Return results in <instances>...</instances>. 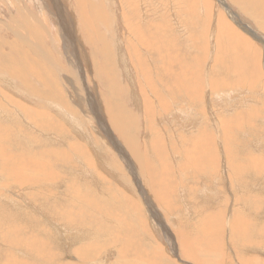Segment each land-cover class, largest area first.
Wrapping results in <instances>:
<instances>
[{
  "label": "rangeland",
  "instance_id": "obj_1",
  "mask_svg": "<svg viewBox=\"0 0 264 264\" xmlns=\"http://www.w3.org/2000/svg\"><path fill=\"white\" fill-rule=\"evenodd\" d=\"M5 1L0 0V24L10 23L4 26L9 38L16 40L11 33L14 29L28 35L24 26L29 24L26 11L14 9L18 22L12 23V10ZM59 1L64 9L69 6L73 11L71 14L67 7L63 12L65 23L72 28L69 32L77 36L78 53L81 52L77 83L69 81L70 53L64 42L65 32L59 34L61 20L53 0H22V5L28 3L31 12L43 19L45 27L40 24L37 34L40 47L52 53L63 69L49 65L46 58L43 62L44 58L33 48L37 39L30 34V46L16 40L24 49L26 60L39 66L38 73L52 81L56 88L52 90V100L46 98L41 104L42 97L9 87L8 82L13 81L0 75L1 94L7 93L17 103L10 104L0 95V120L8 124L14 135L7 159L0 153V207H4L0 209V229L2 225L10 229L20 225L19 234L24 240L31 237L62 263L80 264V257L91 261L85 264L115 263L119 259L116 248H101L106 237L114 232L134 241L138 251L148 254L149 261L155 264H264V245L259 243L264 242V40L256 38L258 34L264 36V22L260 25V17L251 13L248 3L232 0H224L225 4L218 0H194L190 6L182 0ZM95 5L102 14L100 21L93 17ZM104 16L109 26L104 24ZM124 16L131 21H124ZM218 22L222 27L230 23L232 30L219 35ZM128 27L133 29L132 36ZM235 31L241 34V41L248 40L245 47L235 48ZM99 34L105 35L103 43L110 53L109 59L93 49L104 47L97 40ZM129 38L138 53L133 59L129 56ZM150 38L160 44L168 43V52L180 53V59H174L172 66L182 71L180 76L187 84L197 80L198 85L191 91L193 94L196 90V101L189 94H182L178 102H168L166 94L171 92L161 79V67L166 62L169 68L170 63L167 57L154 53L150 66ZM250 44L254 48L249 50ZM222 54L230 60L227 66L219 62ZM236 54L242 57L237 60ZM254 61H259L260 71L258 65L255 70ZM30 78L36 79L33 75ZM216 82L222 83V91L215 92ZM248 84L256 87L249 89ZM147 89L156 99L165 98V107L150 103V111H145ZM82 99L91 100L94 107L87 101L82 103ZM23 103L28 105L24 106L27 109ZM180 105L183 107L179 108ZM35 106L51 117L35 116L28 110ZM167 107L170 110L166 111ZM108 108L115 113L111 120L107 118L111 114ZM119 108H126L131 116ZM122 125L123 133L119 131ZM70 144L75 146L74 150ZM125 221L135 233L126 235L124 231L131 227L126 228ZM90 228L112 235L99 236V240ZM24 240L20 250L6 248L1 242L0 250H14L15 256L27 264H49V256L36 258L31 252L25 254ZM96 242L101 246L86 250L85 255L75 252L84 244ZM124 252L121 263H148L136 257L134 248L125 245ZM5 254L0 253V264H7Z\"/></svg>",
  "mask_w": 264,
  "mask_h": 264
},
{
  "label": "bare ground",
  "instance_id": "obj_2",
  "mask_svg": "<svg viewBox=\"0 0 264 264\" xmlns=\"http://www.w3.org/2000/svg\"><path fill=\"white\" fill-rule=\"evenodd\" d=\"M5 1V0H4ZM24 1H26V0H24ZM47 1V0H46ZM53 1H55V4L57 5L56 7H57V12H58V16H59V19L61 20L59 23H60V30H59V34H60V32L62 33L63 31L65 32V34L63 35L64 36V42H65V45L67 46V48H68V52L70 53L69 54V63H68V68H69V71H70V82L71 81H73V82H75V83H77V81H76V79L78 78V69H77V65H79L80 66V54L79 53H81V52H79L78 53V51H79V48H78V44H77V36H76V38H75V36H74V33H72V32H69V30H71L72 28H70L69 27V25L67 24V23H65V9L67 8V7H69V6H67L65 9H64V6L60 3V1L59 0H53ZM64 1V0H63ZM65 1H67V0H65ZM69 1V0H68ZM169 1V0H168ZM176 1V0H175ZM218 1H221L222 2V4H225L224 3V0H218ZM232 1H234V2H243V3H248V5L249 6H251L252 7V12L251 13H253V14H256V16L258 15L259 17H260V21L262 22V24H260V25H263V22H264V9H263V6H264V0H232ZM6 2V1H5ZM8 2H9V6L8 7H10L9 8V10L11 9L12 11H11V17H10V19H11V21L10 22H14V21H16V22H18L17 21V19L15 18V14L13 15V13H14V9L16 10V11H18V12H22L23 10H25L26 11V16H25V19H26V22L27 23H29V24H25L24 22V24L23 23H19V24H21V25H24L26 28H27V32H29V34L31 35V36H33L35 39H37L36 40V42L37 43H33V46H31V47H33L34 49H36L35 50V52L36 51H38L39 53H40V56L41 57H43L44 59H43V62H44V60H45V58H46V60L49 62V65H51V64H53L54 65V67L55 68H57V69H59V70H61V68L62 67H59L58 66V64H57V61H56V58H55V56L52 54V53H49L47 50H43V48L42 47H40V44H39V41H38V32H39V30H38V26L41 24V25H43L44 27H45V24L44 23H42L43 22V19L40 17V16H36L35 14H34V12H31V7L28 5V3H26L25 2V4L24 5H22V0H8ZM37 2V1H36ZM50 2V1H49ZM88 3H90L91 2V0H88L87 1ZM129 2V1H128ZM182 2H183V4L184 5H192L191 3H194V0H182ZM213 2V1H212ZM48 3V2H47ZM71 3V2H70ZM66 4H67V2H66ZM65 4V5H66ZM101 4V3H100ZM168 4H170V3H167V5ZM220 4V3H219ZM229 4V3H228ZM231 4V3H230ZM8 5V4H7ZM69 5V4H68ZM141 5V4H140ZM43 6V5H42ZM125 7H126V5H124ZM170 6V5H169ZM168 6V7H169ZM203 6V5H202ZM37 7V6H36ZM75 7H76V5H75ZM122 7V6H121ZM130 7V6H129ZM226 7V6H225ZM227 7H228V5H227ZM230 7V6H229ZM232 7V6H231ZM5 8V7H4ZM4 8H2V9H4ZM74 8V7H73ZM69 9H70V7H69ZM69 9H68V11H69ZM72 9V8H71ZM70 9V10H71ZM8 10V11H9ZM74 10V9H73ZM96 10H98V6H96L95 5V7H94V9H93V17H94V20H99L100 21V19L102 18V14H100L99 12H97ZM47 11V10H46ZM63 11H65V12H63ZM75 11V10H74ZM77 11V10H76ZM75 11V12H76ZM135 11V10H134ZM187 11H189V10H187ZM193 11V10H192ZM230 11V10H229ZM1 12H3V11H1ZM0 12V13H1ZM38 12V11H37ZM70 13L71 12H73L72 10L71 11H69ZM125 12H126V10H125ZM180 12V11H179ZM194 12H196V11H194ZM6 13V12H5ZM46 13V12H45ZM164 13V12H163ZM223 13V12H222ZM231 13V12H230ZM3 14V13H2ZM72 14V13H71ZM78 14H80V13H78ZM204 14H205V12H204ZM229 14V13H228ZM236 14V13H235ZM4 15V14H3ZM13 15V16H12ZM184 15V14H183ZM182 15V16H183ZM224 15V14H223ZM8 16V15H7ZM209 16V15H208ZM239 16V15H238ZM12 17H13V19H12ZM49 17V16H48ZM222 17V16H221ZM6 18V17H5ZM67 18V17H66ZM72 18V17H71ZM223 18V17H222ZM231 18H232V16H231ZM7 19V18H6ZM9 19V18H8ZM48 19V18H47ZM50 19V18H49ZM57 19V18H56ZM227 19V18H226ZM233 19V18H232ZM130 20V18L129 17H127V16H124V21H129ZM188 20V19H187ZM20 21V20H19ZM29 21V22H28ZM74 21V20H73ZM82 21V20H81ZM131 21V20H130ZM216 21H217V19H216ZM215 21V22H216ZM240 21V20H239ZM5 22V21H4ZM3 22V24H6V25H4V26H9L10 25V23L9 22H6V23H4ZM16 22H14V23H16ZM103 22H104V24H106L107 26H109V20H108V18L106 17V16H104L103 17ZM188 22V21H187ZM220 22V21H219ZM219 22H218V24H217V26L219 25ZM223 22V21H222ZM1 23V22H0ZM49 23V22H48ZM80 23V22H79ZM79 23H77V24H79ZM129 23V22H128ZM204 23V22H203ZM217 23V22H216ZM83 24V23H82ZM162 25H164V23H161ZM48 25V24H47ZM50 25V24H49ZM167 25V24H166ZM248 25V24H247ZM2 24H0V75H3V77H1V78H4V79H6L7 78V80L8 79H11L12 81H13V83H10V82H8V84H9V87H11V88H16V89H20V90H22V91H24V92H29V93H31V94H33V95H37V96H40V97H42V99H40V103L41 104H43V101L46 99V98H48V99H50V100H52V97H51V93H52V90L54 91V89H56L55 87H54V85L52 84V81H48L46 78H44L41 74H39L38 73V69H39V66L37 67L36 66V64L33 62V63H30L29 62V60H26V54L23 52L24 51V49H22L21 47H19V44L17 45V41L16 40H20L21 42H23V43H25V44H27V45H29V43H27L28 42V37H29V34L28 35H26V34H24V33H22V32H20L18 29H14V30H12L11 31V33L15 36V38H16V40L14 39V38H9V36L7 35V34H9V32H7L6 31V27H4ZM190 26V25H189ZM204 26V25H203ZM248 26H250V25H248ZM24 27V28H25ZM67 27V28H66ZM80 27H81V23H80ZM80 27H79V29H80ZM220 27H222V26H220L219 25V30H217L218 32H219V35H224V33H225V31H227V30H232V27H231V24L230 23H225L224 25H223V27H222V29L220 30ZM242 27V26H241ZM244 27H247L246 25L244 26ZM252 26H250V28H251ZM262 27V26H261ZM58 28V27H57ZM75 28H78V25L75 27ZM82 28V27H81ZM195 28V27H194ZM243 28V27H242ZM262 28H264V27H262ZM12 29V28H11ZM44 29H46V28H44ZM49 29V28H48ZM128 29H129V31H130V35L132 36V34H131V32H133V29L132 28H130V27H128ZM197 29V28H196ZM244 29V28H243ZM253 29V28H252ZM255 29V28H254ZM10 30V29H9ZM77 30V29H76ZM211 30V29H210ZM235 30V29H234ZM249 30V29H248ZM247 30V31H248ZM50 31V30H49ZM52 31V30H51ZM78 31V30H77ZM246 31V30H245ZM256 31V30H255ZM76 32V31H75ZM208 32H209V30H208ZM231 32V31H230ZM252 32H254V31H252ZM78 33H80V32H78ZM206 33V32H205ZM239 33V32H238ZM238 33H236V31L233 33V38H236V39H238V41H233L234 43H236V44H234V46H235V48H241V46H243V47H245V45H246V43L245 42H247V41H245V42H243L244 40H246V39H244L243 41H241L242 40V37H241V34L239 35ZM248 33V32H247ZM256 34H258V32H255ZM82 34V33H81ZM196 34V33H195ZM202 34V33H201ZM76 35V34H75ZM80 35V34H79ZM207 35V34H206ZM228 36H231L230 35V33H229V35ZM68 37V38H67ZM210 37V36H209ZM215 37V36H214ZM264 37V36H263ZM261 35H257V40L259 39V40H264V38H263ZM62 38V37H61ZM82 38V37H81ZM89 39H91V40H93V38H90V37H88ZM205 38H207V37H205ZM212 38V37H211ZM229 38V37H228ZM255 38V37H254ZM262 38V39H261ZM105 39V35L104 34H99L98 35V38H97V40H99L98 42L99 43H101V44H104L103 43V40ZM125 39V38H124ZM51 40V39H50ZM204 40V39H203ZM229 40V39H228ZM60 41V40H59ZM230 41H232V40H230ZM229 41V42H230ZM198 42V41H197ZM226 42H227V38H226ZM262 42V41H261ZM16 43V44H15ZM195 43V42H194ZM201 43V42H200ZM224 43V42H223ZM249 44V43H248ZM247 44V45H248ZM128 45H129V56H130V58L131 59H133L134 57H136L137 55H138V53L136 52V51H134V49H133V41H132V38L130 39L129 38V42H128ZM198 45H199V43H198ZM228 45V44H227ZM30 46V45H29ZM173 46H175V45H173ZM222 46V45H221ZM220 45H219V47H221ZM228 46H230V45H228ZM172 47V46H171ZM173 48V47H172ZM230 48V47H229ZM254 47L250 44V48H249V50L250 49H253ZM93 49L95 50V49H98V51L102 54V56H103V58H105V59H109V54L110 53H108V51H107V49H106V47H105V44H104V47H100V48H98V46H93ZM150 49H151V54H150V66L151 65H153V56L155 57V55H154V53H158L157 55H159V56H161L162 58H168V60H169V68H168V66H167V63L166 62H164L163 63V66L164 67H161V79L163 80V83H166V85H165V87H166V89L168 90V89H170V92L171 93H169V94H166L167 96H168V98L170 99V101L168 100V102H171L172 104H174V102H178V96H180V95H182V94H189L191 97H192V99L194 100V101H196V98H195V95H196V90H195V92L193 93V94H191V91H192V89L193 88H195L197 85H198V83H197V80H196V82L195 83H189V84H187L185 81L186 80H184L183 78H181V76L180 75H182L181 73H182V71L181 70H179V71H176V69H175V67L174 66H172V62L174 61V59H175V61L177 60L178 61V59H180V57H179V55H180V53L178 54V53H176V52H168V50H169V44L168 43H163V44H160L155 38H150ZM244 49V48H243ZM6 50H8V51H6ZM66 50V49H65ZM171 51V50H170ZM185 51V50H184ZM224 51V50H223ZM236 51V50H235ZM253 51V50H252ZM61 52V51H60ZM215 52V51H214ZM219 52V51H218ZM227 52V51H226ZM240 52V51H239ZM239 52H238V50L236 51V53H238L239 54ZM257 52V51H256ZM255 52V53H256ZM37 53V52H36ZM224 53V52H223ZM248 53V52H247ZM63 54V53H62ZM173 54V55H172ZM187 54V53H186ZM217 54V53H216ZM215 54V55H216ZM232 54V53H231ZM252 54V53H251ZM258 54V53H257ZM264 54V53H263ZM214 55V56H215ZM220 55V54H219ZM230 55V54H229ZM243 55V54H242ZM61 56V55H60ZM83 56V55H82ZM151 56H152V58H151ZM216 56H218V55H216ZM226 56H227V54H222V56L221 57H218V59H219V62L220 63H222L223 64V66H227L226 65V63L227 62H229V61H227V59H226ZM240 56H241V54H240ZM58 57V56H57ZM64 57H66V56H64ZM157 57V56H156ZM242 57V56H241ZM241 57H239V55H235V59H239V58H241ZM37 58V57H36ZM178 58V59H177ZM229 58V57H228ZM247 58V57H246ZM254 58V57H253ZM66 59V58H65ZM157 59V58H156ZM155 58H154V60H156ZM159 59V58H158ZM67 60V59H66ZM215 60V59H214ZM213 60V61H214ZM210 61V60H209ZM224 61V62H223ZM256 61V60H255ZM254 61V62H255ZM59 62V61H58ZM184 62V61H183ZM218 62V63H219ZM256 63V62H255ZM228 64V63H227ZM213 65V64H212ZM258 65V68H259V71H260V67H259V61L255 64V70L257 71V69H256V66ZM212 68H214V67H212ZM217 68V67H216ZM237 68V67H236ZM235 68V69H236ZM63 69V68H62ZM180 69V68H179ZM237 69H239V68H237ZM84 70V69H83ZM150 70H151V72H152V69L150 68ZM153 70H154V68H153ZM215 71V70H214ZM236 71V70H235ZM249 71V70H248ZM258 71V72H259ZM263 71V70H262ZM65 72V71H64ZM83 72V71H82ZM154 72H155V70H154ZM209 72V71H208ZM211 72H212V70H211ZM245 72H246V70H245ZM244 72V74H243V78H245V73ZM66 73V72H65ZM204 73V72H203ZM221 73V72H220ZM236 73V72H235ZM257 73V72H256ZM216 74V73H215ZM234 74V73H233ZM240 74V73H239ZM255 74V73H254ZM30 75L32 76H35V80H32L31 78H30ZM94 75V74H93ZM132 75V74H131ZM228 75V74H227ZM241 75H242V73H241ZM241 75H239V76H241ZM260 75V74H259ZM4 76H6V78L4 77ZM224 76V75H223ZM249 76V75H248ZM71 77H72V79H71ZM84 77V76H83ZM85 77H87V76H85ZM89 77V76H88ZM94 77V76H93ZM217 77H219V76H217ZM233 77V76H232ZM238 77V76H237ZM242 77H241V80H242ZM259 77V80H260V76H258ZM257 77V78H258ZM76 78V79H75ZM247 78V77H246ZM256 78V77H255ZM51 79V78H50ZM212 79H214V78H210V80H212ZM225 79V78H224ZM75 80V81H74ZM132 80V79H131ZM226 80V79H225ZM239 80V79H238ZM252 80V79H251ZM35 81H37V83H35ZM152 80H150V82H151ZM188 81V80H187ZM213 81H215V79L213 80ZM219 81V80H218ZM247 81V80H246ZM246 81H242V83H246L247 84V82ZM206 83V82H205ZM216 83H218V82H216ZM129 84V83H128ZM237 84V83H236ZM218 85V87L216 86V84H215V86L213 87V89H215V92H217L216 90L218 89L219 91H222V89H223V86H222V83H218L217 84ZM245 86H247V85H245ZM248 86H250V87H247V88H249V89H251V87L253 88V90H254V88L256 87H254V86H252V85H249L248 84ZM186 87H189V89H190V92H187L186 93ZM163 88V87H162ZM225 89V88H224ZM248 89V90H249ZM148 91H149V89H147ZM165 90V89H164ZM148 91H145L144 93H145V95H144V98H145V101H146V105H145V111L146 110H148V111H150V103L152 104H154L155 105V107H156V105H157V107L158 106H160V107H165V104L163 103V101H164V99L165 98H163V97H157V99H158V101H157V99L152 95V93L149 91V93L151 94V95H149L148 94ZM200 91V90H199ZM218 91V92H219ZM250 91V90H249ZM227 93V92H226ZM228 94V93H227ZM226 94V95H227ZM0 95L1 96H3L4 97V99H6L10 104H17L16 102H14L12 99H14V98H12L11 96H9L7 93H3V95L1 94V92H0ZM152 97L153 99H154V101L153 100H150V98L149 97ZM90 98V97H89ZM143 98V99H144ZM220 98H222V97H220ZM231 98V97H230ZM248 98V97H247ZM245 99V98H244ZM15 100H17V99H15ZM222 100V99H221ZM248 100V99H247ZM19 102H21L20 100H18ZM87 100H85V99H82V103H85ZM199 101V100H198ZM217 101V100H216ZM220 101V100H219ZM256 101V100H255ZM47 102H48V100H47ZM201 102V101H200ZM87 104H89V105H91L92 104V102H91V100H89V102L87 101L86 102ZM95 103V102H94ZM185 103V102H184ZM256 103V102H255ZM21 104H22V102H21ZM24 105H22L23 107L24 106H28L27 104H25V103H23ZM47 104V103H46ZM45 104V105H46ZM87 104H86V106H87ZM170 104V103H169ZM180 104V103H179ZM248 104V103H247ZM32 105V104H31ZM83 105V104H82ZM177 105V104H176ZM210 105V104H209ZM237 105V104H236ZM0 106H2V102H1V100H0ZM85 106V107H86ZM91 106H93L94 107V105H91ZM91 106H89V107H91ZM120 106H121V104H120ZM186 106V105H185ZM29 107H30V105H29ZM36 107V106H35ZM88 107V108H89ZM179 108H182L183 107V105H180V106H178ZM192 107V106H191ZM206 107V106H205ZM229 107V106H228ZM24 108H26L27 109V107H24ZM32 108V107H31ZM168 108V107H167ZM171 108V107H170ZM170 108H168V109H166V111H168V110H170ZM189 108V107H188ZM209 108V107H208ZM220 108V107H219ZM244 108V107H243ZM43 109V108H42ZM119 109H123V108H119ZM178 109V108H177ZM217 109V108H216ZM28 110H30V111H32V112H34L35 113V116H39V115H42V114H45V115H48V114H46L44 111H42L40 108L38 109L37 107L36 108H34L33 107V109H28ZM88 110V109H87ZM108 110H110L109 112L111 113L110 115H108L107 116V118L109 119V120H111L112 119V117H114V115H115V113H114V111L112 110V109H109L108 108ZM123 110H125L126 112H127V114H128V116H131L130 114H131V112L130 111H128L126 108H124ZM182 110V109H181ZM193 110H194V108H193ZM193 110L191 111V113H190V116L192 117V112H193ZM208 110V109H207ZM210 110V109H209ZM23 111V110H22ZM30 111H28L29 113H31ZM46 111V110H45ZM48 111V110H47ZM180 111V110H179ZM199 111V110H198ZM211 111H212V109H211ZM215 111V110H214ZM224 111V110H223ZM24 112V111H23ZM87 112V111H86ZM98 112V111H97ZM125 112V113H126ZM210 112V111H209ZM248 112H250V111H248ZM25 113V112H24ZM182 113H184V114H186L185 112H182ZM194 113V112H193ZM195 113H197L198 114V112H196L195 111ZM213 113V112H212ZM211 113V114H212ZM228 113V112H227ZM252 113V112H251ZM26 114V113H25ZM126 114V115H127ZM197 114H196V117H197ZM210 114V113H209ZM210 114V115H211ZM121 115V114H120ZM125 115V116H126ZM166 115V114H165ZM169 115V114H168ZM178 115V114H177ZM182 115V114H181ZM187 115V114H186ZM185 115V116H186ZM194 116H195V114H193ZM199 115V114H198ZM209 115V116H210ZM213 115V114H212ZM227 115V114H226ZM249 115V114H248ZM48 116H50V115H48ZM171 116V115H170ZM183 116V115H182ZM193 116V117H194ZM200 116V115H199ZM215 116V115H214ZM51 117V116H50ZM88 117H89V114H88ZM127 117V116H126ZM125 117V118H126ZM166 117H169V116H166ZM176 117H178V116H176ZM187 117H189V116H187ZM211 117H213V116H211ZM217 117V116H216ZM173 118H174V116H173ZM179 118V117H178ZM38 119V118H37ZM116 119V118H115ZM163 119V118H162ZM186 119V118H185ZM190 119V118H189ZM191 119H193V118H191ZM198 119V118H197ZM220 119V118H219ZM235 119V118H234ZM243 119V118H242ZM114 120V119H113ZM186 120H188V118L186 119ZM200 120H202V119H200ZM213 120H216L215 118L213 119ZM212 120V122H214ZM105 121V120H104ZM180 121V120H179ZM203 121V120H202ZM236 121V120H235ZM125 122V121H124ZM170 122H172V120L170 121ZM183 122H185V121H183ZM192 122V121H191ZM196 122V121H195ZM200 122V121H199ZM220 122V121H219ZM225 122V121H224ZM115 123H116V121H115ZM120 123H121V121H120ZM217 123V122H216ZM215 122H214V125L216 124ZM235 123V122H234ZM237 123V122H236ZM116 124H118V123H116ZM115 124V125H116ZM178 124V123H177ZM185 124V123H184ZM212 124V123H211ZM230 124V123H229ZM245 124V123H244ZM217 125V124H216ZM219 125H221V124H219ZM224 125V124H223ZM181 126V125H180ZM191 126H193V125H191ZM116 127H118V126H116ZM128 127V126H127ZM173 127V126H172ZM189 127V126H188ZM198 127V126H197ZM163 128V127H162ZM221 128V127H220ZM174 129V128H173ZM195 129V128H194ZM207 129V128H206ZM116 130V129H115ZM185 130V129H184ZM119 131L120 132H125V126H120L119 127ZM119 132V133H120ZM174 132V131H173ZM185 132V131H184ZM85 133V132H84ZM88 133V132H87ZM112 133V132H111ZM121 133V134H122ZM225 134V133H224ZM88 135V134H87ZM122 135H124V134H122ZM217 135H219V134H217ZM109 136V135H108ZM111 136V135H110ZM89 137V136H88ZM127 138H128V136H126ZM13 138H14V135H13V132H12V129L11 128H9V126H8V124H6V123H4V122H2L1 120H0V153L2 154V155H4V157H5V159H7V156L8 155H10V154H8V151H7V149L10 147V145H11V143H10V140H13ZM123 138H125V136L123 137ZM122 138V139H123ZM205 138V137H204ZM16 139V138H15ZM90 139V138H89ZM115 139V138H114ZM106 140V139H105ZM128 140H129V138H128ZM114 141V140H113ZM125 141H127L126 139H125ZM130 141V140H129ZM128 141V142H129ZM163 141V140H162ZM132 142V141H131ZM222 142V141H221ZM148 144V143H147ZM209 144V143H208ZM70 145H73V144H70ZM132 145V144H131ZM104 146V145H103ZM210 146V145H209ZM19 147L21 148V150H23V147L22 146H20L19 145ZM97 147V146H96ZM101 147V146H100ZM105 147V146H104ZM124 147V146H123ZM132 147V146H131ZM170 147V146H169ZM208 147V146H207ZM74 148H75V146L73 145V150H74ZM94 148V147H93ZM109 148V147H108ZM132 148H134V147H132ZM147 148V147H146ZM224 148V147H223ZM96 149V148H95ZM98 149V148H97ZM135 150V149H134ZM118 151V150H117ZM133 151V150H132ZM182 151V150H181ZM200 151V150H199ZM206 151V150H205ZM86 152V151H85ZM101 152H102V150H101ZM125 152H126V150H125ZM135 152V151H134ZM188 152V151H187ZM75 153H76V151H75ZM178 153V152H177ZM206 153H207V151H206ZM82 154H84V152L82 153ZM182 154V153H181ZM201 154H203V153H201ZM99 155H101V154H99ZM107 155V154H106ZM133 155H134V153H133ZM176 155V154H175ZM194 155V154H193ZM233 155V154H232ZM131 156V155H130ZM130 156L128 157V159L130 160ZM216 156V155H215ZM215 156H214V158H215ZM213 157V156H212ZM103 158V157H102ZM136 158V157H135ZM178 158V157H177ZM176 158V159H177ZM82 159V158H81ZM174 159V158H173ZM208 159V158H207ZM210 159H212V158H210ZM95 160V159H94ZM233 160V159H232ZM81 161V160H80ZM190 161V160H189ZM213 161H214V159H213ZM212 161V162H213ZM210 162V161H209ZM212 162H210V164L212 163ZM225 162V161H224ZM20 163H22V161L20 162ZM82 163V162H81ZM133 163V162H132ZM216 163V162H215ZM134 164V163H133ZM231 164V163H230ZM209 165V164H208ZM257 165V164H256ZM195 166V165H194ZM204 166V165H203ZM2 168L4 167V165H2L1 166ZM87 168V167H86ZM84 169V168H83ZM140 169V168H139ZM145 169V168H144ZM192 169V168H191ZM227 169V168H226ZM92 170V169H91ZM91 170H89V171H91ZM195 170V169H194ZM232 170H233V168H232ZM139 171V170H138ZM206 171V170H205ZM92 172V171H91ZM130 172V171H129ZM187 172V171H186ZM91 174V173H90ZM96 175V174H95ZM189 175V174H188ZM195 175V174H194ZM118 176V175H117ZM136 178V177H135ZM35 181V180H34ZM130 181V180H129ZM128 182V181H127ZM221 183V182H220ZM151 184V183H150ZM130 185H131V183H130ZM221 185V184H220ZM112 186V185H111ZM4 187V186H3ZM36 187V186H35ZM8 189V188H7ZM34 189V188H33ZM162 189V188H161ZM218 190V189H217ZM42 191V190H41ZM140 193V192H139ZM53 194V193H52ZM35 195V194H34ZM218 195V194H217ZM3 196V195H2ZM52 196V195H51ZM50 196V197H51ZM67 196V195H66ZM3 198V197H2ZM229 199V198H228ZM49 200V199H48ZM256 200V199H255ZM45 202V201H44ZM164 202H166V201H164ZM257 202V201H256ZM185 203V202H184ZM260 203V202H259ZM47 204V203H46ZM258 204V203H257ZM47 205H49V204H47ZM51 205V204H50ZM49 205V206H50ZM47 207V206H46ZM51 207V206H50ZM2 208H4V207H0V209H2ZM48 208V207H47ZM61 208H63V207H61ZM256 208H257V206H256ZM49 209V208H48ZM263 209V208H262ZM94 210V209H93ZM130 210V209H129ZM95 211V210H94ZM257 211V210H256ZM96 212V211H95ZM98 212V211H97ZM63 213V212H62ZM102 213V212H101ZM55 214V213H54ZM53 214V215H54ZM227 214V213H226ZM253 214V213H252ZM199 215V214H198ZM254 215V214H253ZM66 216H69V215H66ZM65 216V217H66ZM262 216H263V214H262ZM70 217V216H69ZM67 218V217H66ZM76 218V217H75ZM112 219V218H111ZM155 219V218H154ZM178 219V218H177ZM6 220H8V219H6ZM70 221H72L73 222V220H72V217H70ZM254 222V221H253ZM128 222H126L125 221V224H126V228H127V225L128 226H130V227H128V228H130L129 230H125L124 232L126 233V235H127V233H129V232H131V233H135V231H134V229L132 228V225L131 224H127ZM153 223V222H152ZM257 223V222H256ZM97 224V223H96ZM76 225V224H75ZM89 225V224H88ZM156 225V224H155ZM249 225V224H248ZM1 226V225H0ZM90 226V225H89ZM93 226V225H92ZM120 226V225H119ZM229 226V225H228ZM260 226V225H259ZM214 227V226H213ZM254 227V226H253ZM262 227V226H261ZM261 227H259V228H261ZM13 228L14 229H10V228H7L6 226H4V225H2V227H1V229H0V232H1V234H0V242H1V244L2 245H4V247H6V248H9V247H11V248H13L14 247V250H20V245H21V243H22V241L24 240V238L22 237V234L20 235L19 233L21 232L22 233V228L20 227V225H13ZM82 228V227H81ZM98 228V227H97ZM257 228V227H256ZM263 228H264V226H263ZM88 229V228H87ZM101 229V228H100ZM146 229V228H145ZM215 229V228H214ZM218 229V228H217ZM262 229V228H261ZM77 230V229H76ZM254 230H257V229H254ZM264 230V229H263ZM90 231H91V228H90ZM161 231V230H160ZM170 231V230H169ZM80 232V231H79ZM78 232V233H79ZM173 232V231H172ZM248 232V231H247ZM77 233V232H76ZM91 233H94V234H96L98 237L99 236H103V235H112L111 233L110 234H106L105 232H102V231H91ZM119 233L121 234V232L119 231ZM246 233V232H245ZM263 233V232H262ZM84 234V233H83ZM93 234V235H94ZM208 234V233H207ZM259 234H260V232H259ZM86 235V234H85ZM87 235H88V232H87ZM132 235V234H131ZM256 235H258V234H256ZM124 235H122V237H123ZM194 236V235H193ZM192 236V237H193ZM202 236V235H201ZM249 236V235H248ZM88 237V236H87ZM92 237V236H91ZM93 237H95V236H93ZM121 237V235H119V236H116V234L113 232V236H111V237H106L107 239H106V243H104V244H102V250H103V248H106V247H109V246H113L114 248H116V252H117V255H118V260H116V262L115 263H113V264H126V262H123V263H121V260H123V259H121V257L123 256V255H125V252H124V246L125 245H127V246H129V247H131V248H134L135 250H136V252H137V255H136V257H140V258H143V259H145L148 263L147 264H155V262H152V260L151 261H149V258H148V254H144L143 252H141V251H138V245H135L134 243V241H131L129 238H126V239H123ZM189 237V236H188ZM191 237V236H190ZM262 237H264V236H262ZM96 238V237H95ZM136 238V237H135ZM164 238V237H163ZM201 238V237H200ZM246 238H248V237H246ZM251 238V237H250ZM99 240H100V237L98 238ZM194 239V238H193ZM213 239V238H212ZM256 239H257V237H256ZM29 240H32L33 241V239L31 238V237H27L25 240H24V246H25V249H24V253L26 254L27 252H31V253H33V254H35V256H36V258H37V256H39V257H41V256H49L50 257V260H48L47 262L49 263V264H73V263H70L69 261L66 263H62L61 261H55V259H54V255L53 256H51L50 254V252H48L45 248H43L42 247V245H40L39 243H38V245L36 244V242H28ZM214 240V239H213ZM241 240H243V239H241ZM251 240V244L253 243V240H252V238L250 239ZM217 241V240H216ZM101 242V241H100ZM141 242V241H140ZM99 243V242H98ZM242 243V242H241ZM260 243V245H264V242L263 241H261V242H259ZM98 246H101V244L99 245V244H97V242L96 243H89V244H84V245H82L81 247H79L78 249H77V251H75L76 253H84V255H85V251L86 250H90V249H94V248H97ZM249 246H251V245H249ZM253 247V246H252ZM253 248H255V247H253ZM35 249V250H34ZM14 250H8V249H6V250H4V251H2V249L0 250L1 252L0 253H6L5 254V256H6V258H7V264H18L19 262H22V264H27L26 262H25V260L24 261H22V260H20L18 257H16L15 256V254H14ZM143 250H147L146 248H143ZM187 250H188V248H187ZM113 252V251H112ZM186 252V251H185ZM259 252V251H258ZM93 253H95V254H97V252H93ZM159 253V252H158ZM252 256V255H251ZM58 257H59V255H58ZM260 257V256H259ZM76 258H78L79 259V257L78 256H76ZM81 258V262H80V264H85V263H90L91 261H84V260H82V257H80ZM123 258V257H122ZM250 258V257H249ZM77 260V259H76ZM257 260V259H256ZM146 261H144V262H146ZM162 261H163V259H162ZM251 261H252V258H251ZM253 261H255V260H253ZM256 262V261H255ZM139 263V262H138ZM160 263V262H159ZM171 263V262H170ZM264 263V262H263ZM133 264V263H132ZM134 264H136V263H134ZM258 264H261V261H258Z\"/></svg>",
  "mask_w": 264,
  "mask_h": 264
},
{
  "label": "water",
  "instance_id": "obj_3",
  "mask_svg": "<svg viewBox=\"0 0 264 264\" xmlns=\"http://www.w3.org/2000/svg\"><path fill=\"white\" fill-rule=\"evenodd\" d=\"M262 39V38H261Z\"/></svg>",
  "mask_w": 264,
  "mask_h": 264
}]
</instances>
